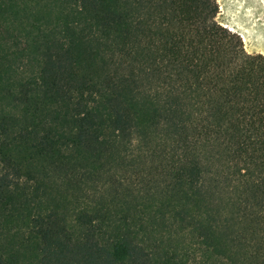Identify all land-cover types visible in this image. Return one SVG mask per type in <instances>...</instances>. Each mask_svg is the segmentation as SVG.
Wrapping results in <instances>:
<instances>
[{"label":"trees","instance_id":"1","mask_svg":"<svg viewBox=\"0 0 264 264\" xmlns=\"http://www.w3.org/2000/svg\"><path fill=\"white\" fill-rule=\"evenodd\" d=\"M219 0H0V264H264V55Z\"/></svg>","mask_w":264,"mask_h":264},{"label":"rangeland","instance_id":"2","mask_svg":"<svg viewBox=\"0 0 264 264\" xmlns=\"http://www.w3.org/2000/svg\"><path fill=\"white\" fill-rule=\"evenodd\" d=\"M216 21L238 34L248 54L264 55V0H219Z\"/></svg>","mask_w":264,"mask_h":264}]
</instances>
